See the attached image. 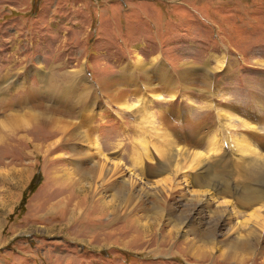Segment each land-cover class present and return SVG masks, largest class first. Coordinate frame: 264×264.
I'll use <instances>...</instances> for the list:
<instances>
[{
	"label": "rangeland",
	"instance_id": "374dc122",
	"mask_svg": "<svg viewBox=\"0 0 264 264\" xmlns=\"http://www.w3.org/2000/svg\"><path fill=\"white\" fill-rule=\"evenodd\" d=\"M0 264H264V0H0Z\"/></svg>",
	"mask_w": 264,
	"mask_h": 264
},
{
	"label": "bare ground",
	"instance_id": "6f19581e",
	"mask_svg": "<svg viewBox=\"0 0 264 264\" xmlns=\"http://www.w3.org/2000/svg\"><path fill=\"white\" fill-rule=\"evenodd\" d=\"M101 85V84H100ZM148 85V84H147ZM99 87H101V86H99ZM101 89H102V91L104 90V88H103V86L101 87Z\"/></svg>",
	"mask_w": 264,
	"mask_h": 264
},
{
	"label": "crops",
	"instance_id": "0c3cea01",
	"mask_svg": "<svg viewBox=\"0 0 264 264\" xmlns=\"http://www.w3.org/2000/svg\"><path fill=\"white\" fill-rule=\"evenodd\" d=\"M112 77V76H111ZM115 79H117V78H115Z\"/></svg>",
	"mask_w": 264,
	"mask_h": 264
}]
</instances>
